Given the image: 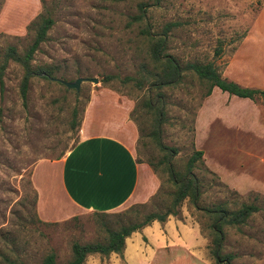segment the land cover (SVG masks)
I'll use <instances>...</instances> for the list:
<instances>
[{"label":"rangeland","instance_id":"374dc122","mask_svg":"<svg viewBox=\"0 0 264 264\" xmlns=\"http://www.w3.org/2000/svg\"><path fill=\"white\" fill-rule=\"evenodd\" d=\"M138 1L45 0L39 12L50 14L54 22L31 64L37 70L50 69L54 77L47 78L41 73L32 75L23 99L20 82L24 69L13 60L7 64L3 82H0V264H10L17 258L37 262L50 248L56 251L59 261H66L71 257L74 240L85 242L102 238L105 234L102 222L127 221L134 217L137 209L144 213L158 208L151 199L152 194L145 201L132 202L107 215L83 209L73 210L62 219L45 220L37 213L36 190L31 182L37 161L62 158L77 143L87 105L92 98L97 100L93 103L95 106L101 104L95 95L106 97L114 91L129 98V114L143 96V90L123 84L119 78L108 81L103 78L107 73L123 76L135 71L145 54L139 33L145 20L154 30L173 22L167 50L182 62L214 60L223 75L238 78L243 85L264 87L261 85L264 84V52L254 53L243 42L263 0H145L146 19L128 25L129 14L138 11ZM263 21L264 10L256 27H263ZM32 32L0 30V54L9 44L22 51L31 41ZM218 46L221 47L219 54L216 53ZM78 76L83 77L78 89L55 79L74 80ZM201 92L199 81L190 75L179 87L167 90L170 103L163 141L177 148L178 164L186 160L193 148L208 150L215 145V135L209 138L202 135L200 111L206 96L201 98ZM221 92L229 93L216 86L210 104L217 102ZM74 105L81 119L77 127H72L70 121ZM209 113L205 109V116ZM131 120L136 128L137 159L157 164L162 151L149 139L146 144L138 140L136 122ZM213 157L215 159V153ZM202 158L203 166L216 177L209 171L199 170L204 184L201 204L225 200L229 207L242 202L259 205L244 223L224 226L222 252L235 253L232 264H264V194L252 190L238 192L208 167L206 156L202 154ZM43 168L42 163L39 169ZM154 173L159 182L157 188L162 181L163 190L170 188L167 173L161 166ZM174 216L188 217L198 224L206 239L204 257L209 264H223L217 262L210 251L212 236L207 214L198 212L185 199Z\"/></svg>","mask_w":264,"mask_h":264},{"label":"crops","instance_id":"0c3cea01","mask_svg":"<svg viewBox=\"0 0 264 264\" xmlns=\"http://www.w3.org/2000/svg\"><path fill=\"white\" fill-rule=\"evenodd\" d=\"M41 2L3 0L0 30L25 31ZM263 10L264 0L243 41L257 54L264 52V26L256 27ZM215 87L204 98L200 111L203 138L215 135V145L201 149L207 165L238 192L264 194V99L226 91L228 94L221 92L217 102L210 104ZM95 96L101 104L95 106L97 100L92 98L87 105L77 143L62 158L40 159L32 169L36 210L42 219H62L73 210L115 211L145 201L159 184L150 165L136 157L130 99L114 91L106 97ZM205 109L210 111L206 116ZM42 163L44 168L39 169ZM205 244L198 224L188 217L170 215L132 231L125 238L122 256L92 253L83 264H209L203 255Z\"/></svg>","mask_w":264,"mask_h":264},{"label":"trees","instance_id":"16d2710c","mask_svg":"<svg viewBox=\"0 0 264 264\" xmlns=\"http://www.w3.org/2000/svg\"><path fill=\"white\" fill-rule=\"evenodd\" d=\"M3 1V0H2ZM45 0H42V4ZM147 2L139 0L138 11L129 14L127 24L140 23L146 19ZM54 22L50 14L38 12L30 20L26 28L33 31L31 41L20 51L16 45L9 44L0 54V82H3V73L10 60L18 62L24 69L20 82V92L23 99L27 96L29 81L34 74H43L44 77L53 78L50 69H36L31 61L34 53L39 48L41 42L47 38L49 28ZM173 22H166L161 29H152V24L145 20L139 27V33L143 37L145 54L138 63L133 73L120 76L114 73L105 74L103 80L108 81L119 78L123 84L129 83L137 89L143 90V96L137 100L130 111V118L136 122L138 129V140L146 144L149 139L162 151L156 162L147 160L154 172L157 167L167 173V181L170 188L163 190V181L151 196L156 201L158 208L142 213L138 209L134 217L127 221L117 220L114 222H102L105 234L101 239L80 242L74 240L71 244V257L66 261L57 259L56 251L53 248L47 250L37 262L26 261L21 258L11 260L10 264H83L86 256L92 253L108 255L115 252L123 255L125 238L134 230L157 219L164 221L170 215H177L185 199H188L195 209L207 214L210 222L213 253L217 262L232 264L234 252H222V244L225 237V225H238L244 223L251 213L259 209V205L253 202H242L235 207H229L224 201H215L210 205L201 204L203 194V180L199 175V170H206L216 177V174L203 166V151L193 148L191 154L178 164L177 148L163 141L164 123L168 121L169 94L167 90H173L184 81L186 76L195 77L202 86L201 98L210 94L214 86L222 90L239 96L250 97L252 99H264V87L243 85L234 79L222 74L218 64L214 60L197 61L187 60L182 62L179 57L167 50L170 36V29ZM221 47L218 46L216 53L219 54ZM78 108L74 105L71 109V126L77 127L80 124ZM34 200V204H35ZM144 205V204H143ZM96 211V210H95ZM107 215L113 211H96ZM202 215V214H201ZM203 230V228H201Z\"/></svg>","mask_w":264,"mask_h":264},{"label":"water","instance_id":"95a60500","mask_svg":"<svg viewBox=\"0 0 264 264\" xmlns=\"http://www.w3.org/2000/svg\"><path fill=\"white\" fill-rule=\"evenodd\" d=\"M55 79L61 81L67 87H74V88L78 89L79 88V83L83 79V77L82 76H78L74 80H64V79H61V78H55ZM91 79L94 80V81H97L98 80L97 77H92Z\"/></svg>","mask_w":264,"mask_h":264}]
</instances>
